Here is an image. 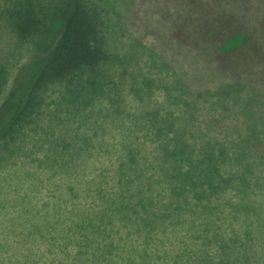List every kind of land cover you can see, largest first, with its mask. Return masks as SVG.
Listing matches in <instances>:
<instances>
[{"label": "rangeland", "instance_id": "obj_1", "mask_svg": "<svg viewBox=\"0 0 264 264\" xmlns=\"http://www.w3.org/2000/svg\"><path fill=\"white\" fill-rule=\"evenodd\" d=\"M75 5L76 0H0V121H6L4 107L14 106L15 94L27 91L29 82L23 83L20 73L51 52ZM87 7H96L102 17L101 46L109 59L96 71L27 91L29 107L19 109L24 104L20 105L0 136V261H14L30 254L28 250L40 252L49 245V227L62 224L66 188L76 189L77 178L100 179L94 166L109 164L114 173L122 163L132 165L127 163L132 150H151L182 131L188 133L186 146L193 153L200 147L205 156L215 154L216 145L223 151L221 156L231 150L235 154L243 148L236 132L248 127L242 124L247 116L239 111L248 105L264 118V68L251 60L244 69L240 57L233 68H228L227 56L219 58L222 62L213 61L205 52V38L198 37L190 23L194 17L207 23L211 9L224 17L234 13L237 19L230 16L235 22L264 45V0H89ZM25 13L31 23L24 21ZM240 44L234 46L241 49ZM227 69L250 76L259 93L247 87H222L234 81ZM209 92L218 93L223 101L209 99ZM191 97L196 98L197 109L190 106ZM172 117L175 124L160 120ZM158 128L161 138L153 136ZM238 154L241 160L242 153ZM231 159L221 166L232 176L233 186L206 197H214L215 202L225 198L222 212L217 210L224 214L213 215L222 221L221 229L226 226L227 239L249 238L264 245V180L256 177L248 182L261 185L250 196L245 186L238 191L240 162ZM228 200L241 208L249 205L244 213L256 208L249 216L254 223H244L243 211L228 214ZM179 203L190 212V204L181 199ZM58 244L52 249L58 250ZM62 248L65 263L73 262L75 244ZM18 249H23L22 254Z\"/></svg>", "mask_w": 264, "mask_h": 264}, {"label": "trees", "instance_id": "obj_2", "mask_svg": "<svg viewBox=\"0 0 264 264\" xmlns=\"http://www.w3.org/2000/svg\"><path fill=\"white\" fill-rule=\"evenodd\" d=\"M88 1L76 0L55 47L46 57L37 59L32 69L28 67L20 73L21 81L29 82V94L35 87L39 89L51 82L73 79L86 70L96 71L102 62L109 59L107 51L102 47V17L96 7H87ZM211 12L207 23L204 18L197 17L190 22L194 24L197 36L205 38V52L211 59L222 62L219 58L227 56L228 68H233L232 63L234 65L240 57V61L244 60V69L251 60L264 68V45L261 41L248 34L245 26L235 22L230 16L234 13L224 17L219 10L211 9ZM25 14L27 18L24 21L31 23L28 20L29 14ZM21 30L26 32L28 28L22 26ZM237 43L243 47L237 49L234 46ZM217 67L220 69V66ZM233 70H226L229 78L233 76V83L222 87L255 89L250 76L244 77L239 73L235 75ZM253 82L258 83L255 79ZM27 91L22 93L21 89L15 94L14 106L4 107L2 114L6 121H0V136L15 111L23 109L25 105V108L29 107L31 98ZM208 95L214 102L223 101L217 97L216 92H209ZM247 103L253 107V102ZM189 104L195 109L199 106L194 97H191ZM254 112L248 105L239 111L247 116L243 120L247 122L242 124L248 127L236 132L243 148L235 154V150L225 151L227 157L221 156L223 151L216 145L215 154L205 156V151L200 147L193 153L186 146L189 143L186 139L188 133L182 131V134L166 138L161 146L151 150L146 147L132 150L134 154H128L127 158V163L131 161L132 165L126 167L122 163L114 173L109 164L94 166L100 179L83 177L78 181L77 178L76 189L66 188V209L63 210L62 224L60 227H49V245L40 252L28 250L30 254L16 257L14 261H0V264H67L60 253L63 252L62 247L66 250L70 244H75V250L70 255L74 260L69 264H264L262 243L249 238L241 242V237L236 242L234 238L227 239L224 235L226 226L221 229L222 221L218 219L224 214L221 213L220 204H224L221 200L225 198L219 201V197L215 202L214 197H206L207 194L233 186L232 176L228 177L221 166L222 161L232 160L233 156L240 162L236 166L240 172L237 173L241 175V184L235 188L240 191L245 186L244 192L249 196L261 188L260 184L247 185L256 177L264 180V118ZM254 117H257V121ZM160 120L165 123L173 121L175 124V117ZM158 129L153 132V136L161 138L162 128ZM170 143L174 144L170 146ZM237 153H242L241 160ZM137 156H140L141 162ZM112 177L114 185H111ZM180 199L190 204L189 213L187 207L185 209L180 207V203L177 204ZM225 206L229 208L228 214L231 216L243 211L241 216L245 214L247 218L244 223H254L249 218L252 215L250 211L256 210L253 206L250 211L245 210L247 213H244L243 208L249 205L241 208L228 200ZM256 207L259 208V204ZM217 210L221 212L217 213ZM189 216L193 218L191 221ZM230 230L236 234L234 227ZM57 243L58 250L55 251L52 247ZM89 247L92 252L88 251ZM22 250L18 249L17 252L22 254Z\"/></svg>", "mask_w": 264, "mask_h": 264}]
</instances>
